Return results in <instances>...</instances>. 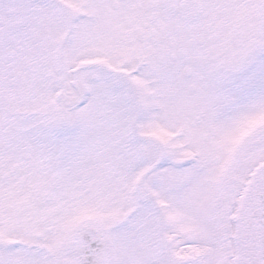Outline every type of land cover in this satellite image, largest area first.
Masks as SVG:
<instances>
[{"label": "snow or ice", "instance_id": "obj_1", "mask_svg": "<svg viewBox=\"0 0 264 264\" xmlns=\"http://www.w3.org/2000/svg\"><path fill=\"white\" fill-rule=\"evenodd\" d=\"M0 264H264V0H0Z\"/></svg>", "mask_w": 264, "mask_h": 264}]
</instances>
